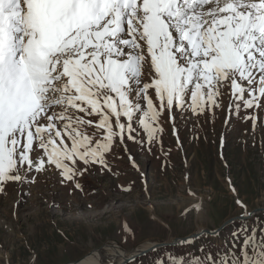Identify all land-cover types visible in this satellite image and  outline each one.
I'll return each instance as SVG.
<instances>
[{
  "label": "snow or ice",
  "instance_id": "1",
  "mask_svg": "<svg viewBox=\"0 0 264 264\" xmlns=\"http://www.w3.org/2000/svg\"><path fill=\"white\" fill-rule=\"evenodd\" d=\"M226 109L264 128V0H0V193L51 170L82 190L125 138ZM259 224L153 264H264Z\"/></svg>",
  "mask_w": 264,
  "mask_h": 264
},
{
  "label": "rangeland",
  "instance_id": "2",
  "mask_svg": "<svg viewBox=\"0 0 264 264\" xmlns=\"http://www.w3.org/2000/svg\"><path fill=\"white\" fill-rule=\"evenodd\" d=\"M229 102L225 97L224 104ZM229 115L216 110L195 127L194 117L185 122L177 116L176 132L162 118L164 130L151 145L146 138L143 144L125 138L124 145H114L111 172L102 174L96 166L80 177L82 190L62 184L56 170L34 174L31 186L7 187L0 193V259L69 264L110 242L131 251L149 240L172 242L216 230L236 218L215 235L167 245L131 262L153 264L181 253L195 259L198 249L228 247L234 231L260 227L264 212L238 217L264 208V128L257 122L253 131L251 122L239 117L228 123Z\"/></svg>",
  "mask_w": 264,
  "mask_h": 264
},
{
  "label": "bare ground",
  "instance_id": "3",
  "mask_svg": "<svg viewBox=\"0 0 264 264\" xmlns=\"http://www.w3.org/2000/svg\"><path fill=\"white\" fill-rule=\"evenodd\" d=\"M158 243L149 240L141 243L134 250L126 251L117 243L110 242L103 248L94 250L80 260L69 264H119L124 262L125 259L131 258L142 251L151 250ZM152 251H154V249Z\"/></svg>",
  "mask_w": 264,
  "mask_h": 264
},
{
  "label": "water",
  "instance_id": "4",
  "mask_svg": "<svg viewBox=\"0 0 264 264\" xmlns=\"http://www.w3.org/2000/svg\"><path fill=\"white\" fill-rule=\"evenodd\" d=\"M260 209H262V208L255 209L254 214H252L251 216H249V215H248V216L244 215V216H239L238 218H239V219H246V218H248V217L255 216L256 214L262 212V211H260ZM251 213H253V211H252ZM235 219H236V218H233V219H230V220L226 221V222H225L220 228H218V229H216V230H214V231L209 230V229H203V230H202L201 232H199V233H194V234H192V235H190V236H187V237H184V238H176V239H174V240H173L172 242H170V243H168V242H160V243L156 244L151 250L142 251V252L138 253L137 255L132 256L131 258L125 259L124 262L119 263V264H125V261H126V260L129 261V262H131L132 260H134L135 258H137V257H139V256H143V255L148 254V253L151 252L153 249L156 250V249L162 248V247L167 246V245H178V244L182 243V241H185V240H186V241H189V240H191V238H196V237H198L199 235H202V234H205V233H206V234H210V235H215V234H217L221 229H223L224 227L228 226V225H229L231 222H233Z\"/></svg>",
  "mask_w": 264,
  "mask_h": 264
}]
</instances>
